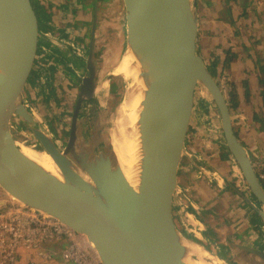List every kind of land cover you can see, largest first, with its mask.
<instances>
[{"label":"water","instance_id":"1","mask_svg":"<svg viewBox=\"0 0 264 264\" xmlns=\"http://www.w3.org/2000/svg\"><path fill=\"white\" fill-rule=\"evenodd\" d=\"M127 45L138 55L149 83L146 92L143 160L139 189L117 164L110 142L80 139L83 103L95 97L94 13L87 60L62 149L38 123L32 96L44 70V32L32 0H0V208L16 201L54 215L96 246L104 264H187L176 220L179 178L196 93L202 85L221 115L226 145L247 186L262 204L248 199L264 220V186L238 137L227 95L198 49L194 0H123ZM97 115V112L95 111ZM21 132L48 152L63 180L26 156ZM80 170L88 179L84 178ZM264 262V251L237 244Z\"/></svg>","mask_w":264,"mask_h":264},{"label":"crops","instance_id":"2","mask_svg":"<svg viewBox=\"0 0 264 264\" xmlns=\"http://www.w3.org/2000/svg\"><path fill=\"white\" fill-rule=\"evenodd\" d=\"M194 2L199 18L198 49L208 65H214L219 83L228 86L235 131L253 164H260L257 171L264 172V3ZM35 3L48 27L45 69L50 70L54 64L49 60H59L58 64L66 67L76 62L82 65L83 58L77 52L89 43L94 13L99 12L105 0H35ZM196 103L208 117L199 116L195 107L179 178L180 202L185 209L182 213L190 215L197 227L194 235L202 243L213 241L210 253L229 260L220 254L222 247L232 256L231 264H264L254 253L243 252L237 246L240 243L264 251V220L248 199L258 209H262V204L239 178L237 162L224 139L219 110H210L206 99ZM262 183L264 186V180ZM4 197L0 189V201ZM210 233L219 238H209ZM64 247L65 240L54 239L35 250L20 249L14 264H65L61 255ZM40 249L51 257H44Z\"/></svg>","mask_w":264,"mask_h":264},{"label":"rangeland","instance_id":"3","mask_svg":"<svg viewBox=\"0 0 264 264\" xmlns=\"http://www.w3.org/2000/svg\"><path fill=\"white\" fill-rule=\"evenodd\" d=\"M125 17L126 10L123 0H105L103 7L97 13V24L94 34V59L99 75V85L97 87L95 97L89 101H85L79 121L81 141H84L86 144H92L93 142H96L95 138L99 137V148L101 149L111 142V133L115 128L117 111L121 102L125 98L128 85L130 83V81L124 78L121 74L115 73L116 64H118L119 60L124 56L128 48L127 23ZM89 35L90 34H88V36ZM44 37L46 41L48 34L44 33ZM44 46L45 49H47V44L45 42ZM87 50L88 48L79 49V52H83V64L79 66V63L76 62V68L78 71L73 70L71 66L66 67L64 64H58V62H60L59 60H49L61 67V70L55 73L52 85L53 91L50 92L49 96H45L43 93V90L46 91L48 88L44 85V83H46L45 79L49 74V67L45 69L44 66L38 87L34 90L32 96L31 106H33L37 119L39 120L38 124L42 128H46V130L54 136L56 142L62 149L66 146L69 138L71 119L76 106L79 85L84 73H86L87 70L84 68V63H86V58L88 56ZM46 65L48 66L49 64ZM104 80H106L107 84L102 85ZM197 90L198 91L195 97L196 102H201L202 99H206L207 103H209L208 107L210 110L212 108H217L213 101L209 98L211 97L210 93L207 92L202 85H199ZM229 99L230 98L228 96V100ZM196 108V113L199 116L205 114L201 112L202 108L199 105H196ZM203 110H205V108H203ZM95 111L97 112V115L95 114ZM204 117L202 118L205 119L208 116ZM211 117L212 113L210 115L212 123L213 118ZM18 131L22 142L21 144L38 150H44L39 143H36L31 137H28L24 131L21 132L19 127ZM256 165L259 166L260 164ZM181 197L182 195L179 190L175 208L177 222L182 227L186 226L188 229L187 231L195 233L193 232L194 229L192 228V225H186L187 222L184 218L185 212H183L184 214L182 213V204L180 202ZM209 238L218 239L219 235L214 237V235L210 233ZM203 243L205 244L204 247L207 248V250H211L213 241H204ZM219 250L220 254H225L230 260L232 256H230L228 250L222 247H219ZM255 257L260 260L257 255H255ZM217 258L222 264H228L229 262L226 257L222 258L217 256Z\"/></svg>","mask_w":264,"mask_h":264},{"label":"bare ground","instance_id":"4","mask_svg":"<svg viewBox=\"0 0 264 264\" xmlns=\"http://www.w3.org/2000/svg\"><path fill=\"white\" fill-rule=\"evenodd\" d=\"M115 73L121 74L130 83L125 98L117 111L115 128L111 133V143L117 164L127 182L134 188L139 189L143 160L142 136L145 127L143 112L145 111L146 92L149 83L138 55L130 46L116 64ZM105 84H107L106 80L102 82V85ZM20 147L30 159L40 164L57 178L64 179L59 167L48 152L23 144H20ZM80 173L88 179L84 172L80 170ZM183 244L185 247L184 261L187 264H222L217 256L210 253L205 247L203 248V245L185 239H183Z\"/></svg>","mask_w":264,"mask_h":264},{"label":"built area","instance_id":"5","mask_svg":"<svg viewBox=\"0 0 264 264\" xmlns=\"http://www.w3.org/2000/svg\"><path fill=\"white\" fill-rule=\"evenodd\" d=\"M261 1L264 3V0ZM220 85L228 98V86L221 82ZM33 112L35 114L34 109ZM254 167L256 169L259 166ZM238 173L245 184L239 169ZM257 173L264 180V172ZM181 207L185 211L182 205ZM184 218L187 226L190 224L194 230L197 229L188 213L185 212ZM54 239L65 240V247L61 252L65 264H104L96 246L86 235L72 229L54 215L16 201L8 202L0 208V264H14L20 249L35 250L46 241ZM40 253L44 257H51L50 253L42 249Z\"/></svg>","mask_w":264,"mask_h":264},{"label":"trees","instance_id":"6","mask_svg":"<svg viewBox=\"0 0 264 264\" xmlns=\"http://www.w3.org/2000/svg\"><path fill=\"white\" fill-rule=\"evenodd\" d=\"M32 1H33V4H34V6H35V8H36V10H37L38 16H39L42 31H43L44 33H46V32H48V27L46 26L47 24H46L45 21H44V17H43V15L38 11L37 6H36V3H35V0H32ZM208 68L210 69V71L212 72V74L215 76V75H216V72H215L214 65H213V64H210V65H208ZM53 79H54V76H53L52 73H49V74L47 75L46 79H45V82H46V83H44V85L47 86L48 88L46 89V91L43 90V93H44L46 96H49V95H50V92L53 91V89H52ZM46 80H47V81H46ZM87 101H89V100H87ZM190 209H191V208H190ZM190 209H189V210H190ZM189 210H188V211H189ZM194 214H195V213H194ZM195 216H197V215L195 214ZM176 218H177V217H176ZM176 220H177V219H176ZM177 223H178V222H177ZM178 227H179V229H180L182 235H184L186 238H188V239L191 240V241H195V242H198V243H202V241L199 240V239L194 235V233H191V232L187 231L188 229H187L186 226H183V227H182L180 224H178ZM202 244H203V243H202ZM209 250H210V249H209ZM210 251H212V250H210ZM220 257H222V256H220ZM222 258H223V257H222ZM228 264H231V263L228 262Z\"/></svg>","mask_w":264,"mask_h":264},{"label":"flooded vegetation","instance_id":"7","mask_svg":"<svg viewBox=\"0 0 264 264\" xmlns=\"http://www.w3.org/2000/svg\"><path fill=\"white\" fill-rule=\"evenodd\" d=\"M93 19H94V16H93ZM93 24V23H92ZM50 33V32H49ZM91 37H92V30H91V32H90V41H89V43L86 45V47L85 48H83V49H87L88 48V50H87V55L89 56V47H90V42H91ZM79 53L81 54L80 55V58L82 59L83 58V52L81 53V52H77V54L79 55ZM86 55V54H85ZM86 55V56H87ZM82 56V57H81ZM88 56H87V58H86V63H84L85 64V69H87L86 70V73H84V76L82 77V79L88 74V68H87V60H88ZM78 60V59H77ZM83 60V59H82ZM52 66V68H50V70H48V72L49 73H52L53 74V76H55V73L56 72H58L59 70H61V67L59 66V65H57V64H54V65H51ZM79 66H80V64H79ZM77 66H76V63L75 64H72L71 65V68H73V70H77L78 71V69L76 68ZM96 71H97V80H98V77H99V75H98V70H97V68H96ZM82 79H81V81H82ZM99 85V82L97 81V86ZM79 88H80V85H79ZM78 92H79V89H78ZM77 98H78V95H77ZM228 99V98H227ZM76 101H77V99H76ZM229 101V100H228ZM230 102V101H229ZM85 104V102L83 103V105Z\"/></svg>","mask_w":264,"mask_h":264}]
</instances>
